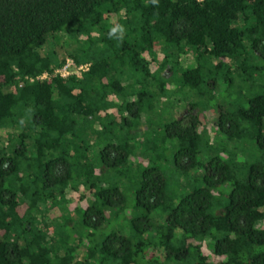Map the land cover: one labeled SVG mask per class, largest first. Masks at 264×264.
<instances>
[{
	"label": "trees",
	"instance_id": "trees-1",
	"mask_svg": "<svg viewBox=\"0 0 264 264\" xmlns=\"http://www.w3.org/2000/svg\"><path fill=\"white\" fill-rule=\"evenodd\" d=\"M116 23L126 28L119 46L107 36ZM65 57L88 69L28 80ZM262 68L264 0H0V264H264V161L235 175L227 144L212 147L203 125L212 114L196 103L160 133L175 142L179 186L196 173L189 190L171 198L159 167L145 163L129 231L96 234L124 214L112 176L146 131L150 96L178 82L202 96L237 84L245 104L216 106L215 138L262 147Z\"/></svg>",
	"mask_w": 264,
	"mask_h": 264
},
{
	"label": "rangeland",
	"instance_id": "rangeland-1",
	"mask_svg": "<svg viewBox=\"0 0 264 264\" xmlns=\"http://www.w3.org/2000/svg\"><path fill=\"white\" fill-rule=\"evenodd\" d=\"M189 61L190 58L187 57L184 62ZM261 72V76L257 81L258 85L260 84V87L264 86V68H262ZM236 85H234L235 88L230 87L224 89L223 84L218 83L211 95L202 96L195 89L186 87L178 82L176 85L172 83V89H169V91L168 89L163 90L162 92L157 91L156 95L158 96L156 99H154V96H150L149 99H151V102L153 100L156 101L153 102V106H151V108H144V111L141 113V117L144 118L143 127L146 131L144 135L136 133V137H133L132 140L128 141L130 147H132L131 153L124 164L119 167V172L116 174L114 173L115 175L112 176L114 183L121 188L124 195V214L107 219L100 225L98 231H96L97 235L100 236L103 233L109 232L111 229H120L122 233H127L129 231L127 226V216H132L138 213V210L132 204L134 181H137L138 171L142 165H145V163L155 164L159 167V171L166 180L165 191L171 198L176 200L181 193L189 190L192 184L191 178L194 174L193 170H190L187 175L188 179H190V183L187 182L185 187L179 186V181L184 177L174 171L171 164V155L175 149L173 147L175 146V142L169 139L163 143L160 139L162 123L177 118L179 114L187 108L186 104L188 103H196L197 105L194 109L199 110L204 115H206L207 111L212 114V116H210V120L207 119L203 125L206 129L208 137L210 138L211 144H213L212 147H219L221 144H227L223 149H221V155L228 157L229 165L234 168L235 175L241 177V172L243 173L247 164L252 161H264V145L262 147H257L253 138L247 136L236 142L224 141L223 139L219 141L220 136L215 138L216 136L213 132L211 119L214 118L216 106L218 104L225 103H228L229 106H231L233 101L237 104V106L245 104L243 101L244 99L241 96L236 98ZM256 86L257 85L254 84V87ZM149 99L147 101H149ZM205 117H207V115ZM138 127L141 129L142 125H139ZM231 152H234L232 158ZM86 154L90 160H95L96 147H88ZM147 160L149 161L147 162ZM76 196L77 193L72 191L67 195L69 201L76 199ZM155 211L158 213L157 210L150 213V217L152 219L157 217ZM78 217L79 216L76 213L71 216L74 223L75 221H78Z\"/></svg>",
	"mask_w": 264,
	"mask_h": 264
},
{
	"label": "built area",
	"instance_id": "built-area-1",
	"mask_svg": "<svg viewBox=\"0 0 264 264\" xmlns=\"http://www.w3.org/2000/svg\"><path fill=\"white\" fill-rule=\"evenodd\" d=\"M88 62L75 63L71 57H65L59 66L54 67L51 72L42 71L34 76H28L29 81L43 79L49 75H59L65 77L67 75H80L88 69Z\"/></svg>",
	"mask_w": 264,
	"mask_h": 264
},
{
	"label": "clouds",
	"instance_id": "clouds-1",
	"mask_svg": "<svg viewBox=\"0 0 264 264\" xmlns=\"http://www.w3.org/2000/svg\"><path fill=\"white\" fill-rule=\"evenodd\" d=\"M160 0H146V5L151 4L154 7H159ZM126 34V28L123 24H113L109 27L107 36L109 39H114L117 41V44H121L124 40ZM34 116V110L31 107H28L25 109V115L18 120V124L20 127V130L23 129L24 126H26V123L29 119H31Z\"/></svg>",
	"mask_w": 264,
	"mask_h": 264
}]
</instances>
